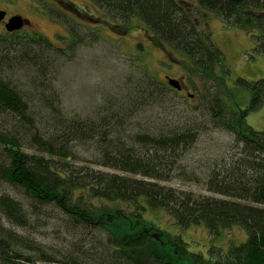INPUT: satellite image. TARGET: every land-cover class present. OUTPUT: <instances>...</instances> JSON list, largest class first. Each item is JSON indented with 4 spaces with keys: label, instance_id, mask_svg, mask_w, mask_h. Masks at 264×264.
<instances>
[{
    "label": "trees",
    "instance_id": "1",
    "mask_svg": "<svg viewBox=\"0 0 264 264\" xmlns=\"http://www.w3.org/2000/svg\"><path fill=\"white\" fill-rule=\"evenodd\" d=\"M90 1L119 27L138 19L162 45L187 56L191 72L203 81L217 80L216 68L223 73L227 68L224 54L210 32L200 30L195 20L202 11L250 34L255 41L254 55L264 54V0H184L190 4L188 7L181 0ZM51 13L71 28V37L58 38L63 47H56L39 31L7 34L18 38L0 37V146L5 153V160L0 163V180L25 194L33 214L53 208L74 227L106 231L108 244L96 264H264V131H256L241 121L240 109L229 111L232 114L228 112L231 115L226 120L219 103L215 104V123L232 132L236 145L241 146L239 156L223 169L215 170L206 183L209 192L224 199L160 184L158 181L171 180L178 161L196 142L198 129L180 128L126 139L121 131L122 115H132H127L124 100L121 106L108 102L105 115L97 120L66 118L56 111L50 128L42 131L35 127L32 101L23 98L8 71L17 65L45 74L51 64V52L65 55L84 42L69 13L56 8ZM150 80L152 85L147 87H140L141 80L137 82L134 99L150 100L159 90L155 80ZM236 83L250 91L251 107L258 101L264 103V80L239 78ZM165 89L161 87L162 91ZM20 131L25 134L15 135ZM28 139L38 144L39 154L23 150ZM87 142H96L98 165L126 175L72 165L74 145ZM96 201L104 206L122 204L128 209L105 211ZM0 208L11 223L29 224L28 215L17 200L4 196ZM147 208L164 210L181 228L203 225L212 238L238 226L246 231L247 239L231 246L221 258L209 260L200 253H191L184 239L177 236L175 249L170 247L166 252L160 247L140 262L139 253L160 240L143 220ZM6 232L0 223V264H87V258L91 260L87 251L83 260L57 259L47 254L38 259L22 256L14 250L15 237Z\"/></svg>",
    "mask_w": 264,
    "mask_h": 264
},
{
    "label": "rangeland",
    "instance_id": "2",
    "mask_svg": "<svg viewBox=\"0 0 264 264\" xmlns=\"http://www.w3.org/2000/svg\"><path fill=\"white\" fill-rule=\"evenodd\" d=\"M62 1L61 6L55 0H0V9L7 10L9 14H20L30 21V26L20 30L22 33L39 31L56 47H63L58 38L71 37V28L52 15L51 11L56 8L69 13L83 36L84 42L75 50H68L65 55L51 52V64L45 74L29 66L17 65L8 71L10 80L23 98L32 101L37 119L35 127L42 131L50 128L56 111L62 112L66 118L97 120L105 115L108 102L121 106V100H124L127 115H132L127 117L125 112L122 115L124 126L121 131L126 139L137 134L155 135L180 128L198 129L196 142L178 161L171 180L158 181L160 184L224 199L209 192L206 183L215 170L223 169L239 156L241 146L236 145L232 132L215 123L212 115L216 110L215 104L219 103L226 120L232 114L229 111L240 109L241 121L256 131H264V103L258 101L251 107L250 91L236 83L239 78L253 82L264 80V54L254 55L255 41L252 36L237 27L226 25L213 13L202 11L197 15L195 20L199 29L210 32L224 54L227 68L226 73L216 68L217 80L203 81L191 72V62L187 56L162 45L138 19H132L129 25L122 28L90 0ZM189 5L185 3L184 6ZM7 34L6 28L0 25V37L18 38ZM165 76L174 79L184 77L190 92L196 96L195 101L169 87ZM149 78L155 80L159 90L150 100L134 99L132 96L137 82L141 80L140 87H147L152 85ZM161 87H165V91ZM6 128L10 127L6 125ZM32 132L35 133L34 129ZM24 134V131L15 133L17 136ZM95 143L75 144L70 163L126 175L98 165ZM23 150L30 154L41 152L38 144H32L29 139L23 143ZM4 160V149L0 146V163ZM4 196L22 204L29 220L27 226L15 225L8 221L0 208V223L7 230L6 233L15 237V252L34 259L47 254L57 259L71 257L83 260L88 255L91 260L87 258V264L99 262V256H102L109 240L106 231L74 227L64 214L53 208L33 214L25 194L0 180V199ZM96 203L100 209L107 211L119 210V207L128 209L122 204L104 206L101 202ZM143 220L153 228L152 234L159 235L160 240L158 244L151 245L148 251L139 253L140 262L160 247L166 252L175 249L177 236L184 239L191 253H200L209 260L221 258L231 246L247 239L246 231L238 226L214 238L203 225L181 228L164 210L147 208Z\"/></svg>",
    "mask_w": 264,
    "mask_h": 264
},
{
    "label": "water",
    "instance_id": "3",
    "mask_svg": "<svg viewBox=\"0 0 264 264\" xmlns=\"http://www.w3.org/2000/svg\"><path fill=\"white\" fill-rule=\"evenodd\" d=\"M181 4L185 5L184 2H181ZM6 15H7L6 11L0 10V23H2L5 20ZM29 24H30L29 20L23 18L20 15H15V16H12L8 20V22L5 25V28L8 33H15V32L22 30L24 27L29 26ZM168 84L173 89H176V90L182 89L181 83L179 80L168 78Z\"/></svg>",
    "mask_w": 264,
    "mask_h": 264
},
{
    "label": "flooded vegetation",
    "instance_id": "4",
    "mask_svg": "<svg viewBox=\"0 0 264 264\" xmlns=\"http://www.w3.org/2000/svg\"><path fill=\"white\" fill-rule=\"evenodd\" d=\"M55 1L58 2L61 6H62V3H61V2H64V1H62V0H55ZM0 10H2V11H6V13H7L5 20H4L2 23H0V25H2V26H4V27H5L6 23L8 22V20H9L12 16L20 15V14H9L8 11H7V10H4V9H0ZM20 16H21V15H20ZM22 17H23V16H22ZM23 18H25V17H23ZM30 24H31V23H30ZM30 24H29V26H30ZM26 27H27V26H26ZM26 27H24L23 29H25ZM23 29H22V30H23ZM9 34H13V33H9ZM165 78H166V81H167V84H168V78H170V77H169V76H165ZM173 79H174V78H173ZM176 80H179V81H180L182 89H181V90H175V89H173V88H172V89L175 90V91H178L179 93H185L187 97H189L190 99H192L193 101H195L196 96L190 92V86L187 84L186 80H184V77L181 78V79H176ZM168 86H169V85H168ZM169 87H170V86H169ZM250 105H251V104H250ZM250 105H249V106H250ZM249 106H248V107H249Z\"/></svg>",
    "mask_w": 264,
    "mask_h": 264
},
{
    "label": "bare ground",
    "instance_id": "5",
    "mask_svg": "<svg viewBox=\"0 0 264 264\" xmlns=\"http://www.w3.org/2000/svg\"><path fill=\"white\" fill-rule=\"evenodd\" d=\"M169 85V84H168Z\"/></svg>",
    "mask_w": 264,
    "mask_h": 264
}]
</instances>
